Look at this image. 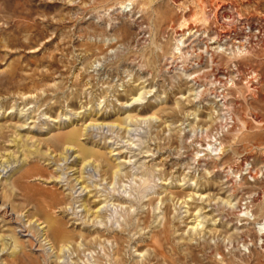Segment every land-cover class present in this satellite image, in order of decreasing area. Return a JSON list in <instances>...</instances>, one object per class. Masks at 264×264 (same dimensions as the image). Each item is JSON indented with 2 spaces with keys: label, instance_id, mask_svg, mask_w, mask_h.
<instances>
[{
  "label": "rangeland",
  "instance_id": "374dc122",
  "mask_svg": "<svg viewBox=\"0 0 264 264\" xmlns=\"http://www.w3.org/2000/svg\"><path fill=\"white\" fill-rule=\"evenodd\" d=\"M219 4L232 21L217 20ZM242 22L250 40L233 59L210 38ZM263 32L264 0H0V264H264ZM74 129L136 174L115 184L132 207L103 237L80 203L112 190L75 182L77 157L62 153ZM39 222L68 248L51 252Z\"/></svg>",
  "mask_w": 264,
  "mask_h": 264
},
{
  "label": "bare ground",
  "instance_id": "6f19581e",
  "mask_svg": "<svg viewBox=\"0 0 264 264\" xmlns=\"http://www.w3.org/2000/svg\"><path fill=\"white\" fill-rule=\"evenodd\" d=\"M229 6H227L226 4H219L218 5V11L216 13V17H217V20L219 21H232L233 20V11L230 10L228 8ZM236 18V17H235ZM239 19V18H238ZM232 23V22H231ZM225 24V23H224ZM244 25L246 26H250L251 23L249 22H242V28L240 29L241 32L238 34V33H231L229 31H218V32H214L213 33V37L210 38V39H215V41L219 43V41L221 40H226V41H229L231 43V46L233 47V49L228 53L232 56H229V57H232L233 59H235L237 56H239L244 50H245V44L247 43L248 44V41L250 40V35L248 33H244L243 30H244ZM258 27L257 29L259 30L258 32L262 33L263 31V25L259 24L258 22ZM187 29L185 30H188L190 31L192 28L190 26H187L186 27ZM183 33V32H182ZM264 33V32H263ZM254 35V34H253ZM256 36V35H255ZM249 39V40H248ZM263 40V39H261ZM253 41V40H252ZM259 41V39H258ZM258 43V42H257ZM246 44V45H247ZM217 47L219 48V45H217ZM247 49V48H246ZM244 54V53H243ZM242 56V55H241ZM231 59V58H230ZM236 61V60H235ZM237 62V61H236ZM237 65V64H236ZM235 67V66H234ZM236 71V70H235ZM249 74V73H248ZM252 75H254V73H252ZM256 76V75H255ZM253 76V77H255ZM258 78V77H257ZM250 79V78H248ZM251 80V79H250ZM254 81V80H253ZM251 82V81H250ZM256 82V81H255ZM141 95L140 93H138V95H136L135 98H133L134 101H139L141 100ZM162 110V109H161ZM126 112H128V109H126ZM157 116V115H156ZM30 117V116H29ZM131 116L126 113V115L124 116V118L121 119V122L120 123H115V124H112L110 126H115V127H119L121 125H123L124 127H126L129 123H130V120H131ZM160 119V118H159ZM257 119V118H256ZM260 120V119H259ZM94 120L92 121H88V123H86L84 125V129L88 126H91V125H94ZM115 122V121H114ZM105 123V122H104ZM97 124H102V123H97ZM5 127V126H4ZM3 127V128H4ZM0 129H2V125L0 124ZM84 135V132H82V130H79V129H74L72 131H70L67 135V138L64 142V144L62 146L63 148V154H65L63 156L64 159H66V156L68 154V152H74V157H77V162L79 164V167L76 171L77 175L74 177V180L75 182H77L79 185H80V188L83 190V189H86L88 188L89 184L91 186L95 188H97L99 185H101V189H104L105 186L102 185L105 184L106 186H110L109 188L112 190V193L111 194H103L104 196L102 197V199H98V196H96V194L90 196V197H93L94 200L90 199V197H86L84 199H81V203H80V206H81V210L83 211V215L81 216L80 219H82V222L83 223H86V224H89L92 226L96 225V230H94V232H101V236H102V231L103 230H108L109 227H108V221L111 219L112 216H115V214H117V211L119 210L120 212H122L123 214H126L128 215L130 213L129 209L132 207V205L129 203L130 201L128 199H125L123 197H115L114 196V192H115V184H117V182L121 181V179L123 180V177H130V179L136 175L135 173H132L130 172L129 170H125V168L127 169L128 168V163H130V159L127 158V159H119V152H116V153H112L111 155H117L116 157H114L113 159L109 158V156L107 157V155L99 150H94L92 148H84L83 146H79L80 145V142H78V140H80L79 138L81 136ZM13 136V135H12ZM27 138V137H26ZM28 139V138H27ZM61 141V140H60ZM79 144V145H78ZM85 144V143H84ZM210 144V143H209ZM221 144V143H220ZM219 145V143H218ZM22 148V147H21ZM213 149V147L211 148ZM217 149V148H216ZM6 150V149H5ZM114 149H111L109 152H113ZM53 157V156H52ZM53 159V158H52ZM27 160V157L24 155L21 162H25ZM77 165V164H76ZM132 166V165H131ZM130 166V167H131ZM24 167V166H23ZM132 168H130L131 170ZM87 173V176L83 177L82 176V172ZM149 171V170H148ZM147 170H145L144 174H142L140 176V180L142 181V183L138 186V190L139 193H140V199H144L145 196V189H147L149 186V182L146 178L143 179L144 177H146L147 175H149L150 173L148 172ZM24 173V172H23ZM75 173V174H76ZM97 176V179H93V177H96ZM135 177V176H134ZM136 178V177H135ZM148 178V177H147ZM88 179V180H87ZM92 179V180H91ZM104 181V182H102ZM167 190V189H166ZM80 191V190H79ZM168 191V190H167ZM87 192V191H86ZM77 193V192H76ZM97 193V192H96ZM127 193V192H126ZM130 193V192H129ZM100 194V192H99ZM102 194V193H101ZM190 195V194H189ZM200 195V194H199ZM100 196V195H99ZM170 196V195H169ZM179 196V195H178ZM193 196V195H192ZM157 197V196H156ZM180 197V196H179ZM186 197V196H185ZM190 197V196H189ZM97 198V199H96ZM101 198V196L99 197ZM160 202V204L162 203V200L161 198H158ZM163 199V198H162ZM145 201L147 205H151V202H152V198H148L146 199ZM154 201V200H153ZM158 201V200H157ZM138 202V201H137ZM128 203V206L126 208V206H124V204ZM153 203V202H152ZM181 203V202H180ZM183 203H187L186 201H183ZM192 204V203H191ZM123 205V206H122ZM144 205V203H143ZM145 206V205H144ZM152 206V205H151ZM78 207V206H77ZM155 208V206H153ZM152 207V208H153ZM161 207V206H160ZM79 208V207H78ZM143 208V207H142ZM156 208H159V207H156ZM187 210V208L185 209ZM119 212V213H120ZM246 214V213H244ZM120 215V214H119ZM118 216V215H117ZM121 217V216H120ZM130 217V215H129ZM162 217H164V214H162ZM113 218V217H112ZM131 218V217H130ZM114 219V218H113ZM194 219V222L192 223V225H189L191 226L190 228L194 229V231L196 230V228L198 227V225L201 223L200 221L197 220V216L196 217H193ZM29 221V220H28ZM113 221V220H112ZM115 222V220H114ZM148 222V221H146ZM38 224H40L41 226L39 227L40 229H44L43 230V239H46V232L48 230V228H50L49 226L50 225H46V223L44 224L43 222H39ZM170 224V223H169ZM202 224V223H201ZM259 226L257 227V241L261 242L260 246L261 248H263V244H264V235L262 234L263 232V226L262 224L258 223ZM57 226V225H56ZM103 227L102 229L103 230H100L99 227ZM213 227V226H212ZM212 229V228H211ZM215 229V228H214ZM62 230V229H61ZM91 231V230H90ZM110 231V230H109ZM115 231V230H114ZM113 231V232H114ZM42 232V231H41ZM89 232V231H88ZM104 232V231H103ZM116 232V231H115ZM154 232V231H153ZM197 232V231H196ZM256 232V230H255ZM79 233V237L82 239H85L86 237L83 236L82 234H84L82 232V234L80 232ZM56 234V233H55ZM86 234V233H85ZM89 236L90 235H94L95 233L91 234V233H88ZM99 234V233H98ZM97 234V235H98ZM78 235V234H77ZM97 236V237H100L102 238L101 236ZM83 236V237H82ZM88 236V235H87ZM107 236V235H106ZM109 236V235H108ZM161 236V235H160ZM62 237V234L61 236ZM65 237V236H64ZM78 237V238H79ZM77 238V237H76ZM90 238V239H89ZM105 238V237H104ZM107 238V237H106ZM105 238V239H106ZM118 238V237H116ZM42 239V240H43ZM58 239H61V240H57L59 241V245H57L56 247L54 246V244H52L51 242H49L48 239H46V241L48 242V248L51 250V252L53 250H55V253L56 251L58 253H61L64 249H67L68 248V245L67 243H65V239L63 240L62 238H58ZM87 239V238H86ZM89 240H86L87 243H90V241L92 240V242H94L93 240H96V237H93L91 238L88 237ZM77 240V239H76ZM102 240V239H101ZM117 240V239H116ZM119 240V239H118ZM44 241V240H43ZM98 241H100L98 239ZM103 242L105 241L104 239L102 240ZM158 241V240H157ZM46 242V243H47ZM68 242V241H67ZM80 241H78L79 243ZM84 242V243H86ZM118 242V241H117ZM120 242V241H119ZM82 243V242H81ZM80 243V244H81ZM83 243V245H84ZM97 243V242H96ZM121 243V242H120ZM77 245V243H75ZM116 244V243H115ZM122 244V243H121ZM119 244V245H121ZM1 245V243H0ZM82 245V244H81ZM93 245V244H90V246ZM103 245V244H102ZM105 245V244H104ZM117 245V244H116ZM87 247V245H85ZM89 246V245H88ZM89 246V247H90ZM99 246H101V242H99ZM83 247V246H82ZM96 247V246H95ZM117 247V246H116ZM119 247V246H118ZM16 248V245H15V242L13 241V244H12V249H15ZM98 248V247H97ZM104 248V247H103ZM101 249V247H100ZM105 249V248H104ZM121 249V247L119 248ZM147 249V248H146ZM94 250V248H93ZM103 250V249H102ZM113 250V249H112ZM87 251H88V248H87ZM95 251V250H94ZM105 251V250H104ZM153 251V250H151ZM54 252V251H53ZM122 252V250L120 251ZM114 253L118 254V248L115 249ZM57 254V253H56ZM104 254V252H103ZM120 254V253H119ZM217 254H220V257H221V261H224V256L221 255V253H219L217 251ZM54 255V254H53ZM95 255V254H93ZM114 255V254H113ZM155 255V254H153ZM142 256V255H141ZM143 256H145V254H143ZM89 257L93 259V256L91 254V252L89 251ZM95 257V256H94ZM98 257V256H97ZM96 257V258H97ZM114 259V256H112ZM121 257V256H120ZM264 255L261 254L260 252L255 254V259L260 262L261 259H263ZM115 258H118V257H115ZM122 260V258H121ZM114 261H116V259H114ZM90 262V261H88ZM98 262V261H97ZM119 262L116 261V264H119L117 263ZM234 262V261H233ZM262 262V261H261ZM96 264L95 261L92 260V263L91 264ZM107 263V262H106ZM115 263V262H114ZM121 263V261H120ZM243 263V262H242ZM122 264V263H121ZM222 264V263H221ZM236 264V263H235ZM261 264V263H259Z\"/></svg>",
  "mask_w": 264,
  "mask_h": 264
}]
</instances>
